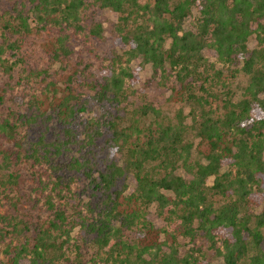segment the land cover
<instances>
[{"label":"trees","instance_id":"trees-1","mask_svg":"<svg viewBox=\"0 0 264 264\" xmlns=\"http://www.w3.org/2000/svg\"><path fill=\"white\" fill-rule=\"evenodd\" d=\"M29 1L0 14V264H210L209 250L264 264V0H93L188 107L177 121L144 105L104 124L81 114L75 88L94 71L92 49L73 48L88 0ZM34 30L54 38L42 53ZM126 76L91 87L117 107Z\"/></svg>","mask_w":264,"mask_h":264},{"label":"rangeland","instance_id":"rangeland-1","mask_svg":"<svg viewBox=\"0 0 264 264\" xmlns=\"http://www.w3.org/2000/svg\"><path fill=\"white\" fill-rule=\"evenodd\" d=\"M23 2L26 3V8L30 4L29 0H0V14L9 16L7 13L14 10V3H17L16 5L19 6ZM92 2L93 0H88V5H86L87 7H85L83 11L84 15L87 17L86 20L82 22L86 26L85 31L77 34L73 41V48L76 50L77 54L81 50H84L86 54L88 53V50L84 49L83 46H88L93 52L86 55V57L92 62L94 71H88L87 80L83 77L79 78L80 82L78 83H81V85L75 84L76 92L82 96L79 100L81 102L85 101V107L87 108L85 112L81 114L85 118H94L101 124H104L117 113L123 116L121 118L127 119L129 116H132L135 111L140 112L142 106L153 105V108L161 111V118L168 119L170 117L177 121L178 111L182 110L184 115L188 112V107L170 100L171 91L166 86L161 85L159 79H153L151 64L145 63L140 57H129L130 55L127 51L130 47L123 43L117 31L119 14L110 9H101L97 4H93ZM193 17L194 16L189 17L187 23H189ZM98 23L102 24V35L100 37H88L87 32H89V28ZM36 24L37 22L32 19L31 25L36 27ZM36 32L37 31L34 30L31 35V48L39 53L43 46L48 43L50 39L54 41V38H52L53 36L48 37L47 34ZM70 32L72 31L70 30ZM254 46L255 40L252 39L250 41V47L252 48ZM40 52L42 53V51ZM206 55L210 58L211 62L214 61L215 54L213 51L207 50ZM43 61L44 59L40 61V64H42L41 62ZM52 67L58 68V64L56 63ZM122 68L132 73V76L125 77L124 91L127 98L124 99L120 105H117V107L113 106L110 101L101 102L98 99V89L92 88L91 84L94 85V82L96 83L95 80L101 79L103 75L110 76L112 73H118ZM157 77L159 78V76ZM83 81L84 83H82ZM246 83V77H240V79L235 82L234 90L237 96H240L243 91V86H245ZM82 84L86 86L85 89ZM156 119L154 118V114H150L148 118L149 121L154 120V122ZM106 127L107 126H104V130ZM127 184L128 189L132 190L135 187V179L129 176ZM262 208H257L256 212H261L263 210ZM149 217L157 227L164 226L163 220L158 217L154 209L151 210ZM205 249H207V246H205ZM207 259L210 264L224 263L223 256L213 250L207 252Z\"/></svg>","mask_w":264,"mask_h":264}]
</instances>
